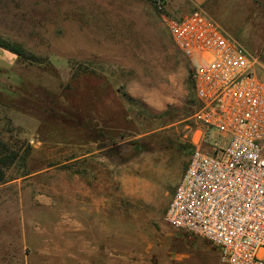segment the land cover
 <instances>
[{"label":"rangeland","instance_id":"1","mask_svg":"<svg viewBox=\"0 0 264 264\" xmlns=\"http://www.w3.org/2000/svg\"><path fill=\"white\" fill-rule=\"evenodd\" d=\"M199 6L264 75V0ZM0 37L40 58L0 47V140L18 152L0 183V264H223L164 219L194 141L215 134L190 122L192 62L151 1L0 0Z\"/></svg>","mask_w":264,"mask_h":264},{"label":"built area","instance_id":"2","mask_svg":"<svg viewBox=\"0 0 264 264\" xmlns=\"http://www.w3.org/2000/svg\"><path fill=\"white\" fill-rule=\"evenodd\" d=\"M150 1L192 62L196 108L190 122L215 134L194 141L164 219L206 239L223 264H264L261 64L204 8L175 18L165 0Z\"/></svg>","mask_w":264,"mask_h":264},{"label":"trees","instance_id":"3","mask_svg":"<svg viewBox=\"0 0 264 264\" xmlns=\"http://www.w3.org/2000/svg\"><path fill=\"white\" fill-rule=\"evenodd\" d=\"M0 47L15 54L17 58L22 60L23 62H39L40 58L30 54L20 43L0 37ZM121 95L127 101L131 102V98H129L127 94H125V92H121ZM110 148H112V150L114 151L113 155L117 154L120 149L118 145H114ZM17 160L18 152L11 149L7 143L0 140V183L5 181V169L9 168Z\"/></svg>","mask_w":264,"mask_h":264},{"label":"crops","instance_id":"4","mask_svg":"<svg viewBox=\"0 0 264 264\" xmlns=\"http://www.w3.org/2000/svg\"><path fill=\"white\" fill-rule=\"evenodd\" d=\"M169 1H170V5L165 0L167 10L170 13H172L173 9L181 8V10H179L180 11L179 16H183V15L188 14L193 9V8L192 9L190 8V6L187 4V1H190L195 7V6H198V4L201 5V3H203L206 0H173V1L169 0ZM259 75L260 77L264 78V75H262L260 72H259Z\"/></svg>","mask_w":264,"mask_h":264}]
</instances>
